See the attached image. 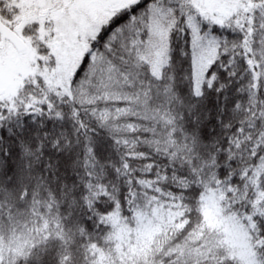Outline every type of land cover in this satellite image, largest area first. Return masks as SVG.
I'll use <instances>...</instances> for the list:
<instances>
[{"label": "snow or ice", "instance_id": "snow-or-ice-1", "mask_svg": "<svg viewBox=\"0 0 264 264\" xmlns=\"http://www.w3.org/2000/svg\"><path fill=\"white\" fill-rule=\"evenodd\" d=\"M0 264H264V0H0Z\"/></svg>", "mask_w": 264, "mask_h": 264}]
</instances>
